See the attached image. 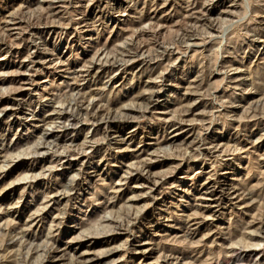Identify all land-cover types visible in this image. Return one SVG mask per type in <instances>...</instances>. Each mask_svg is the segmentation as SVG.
Wrapping results in <instances>:
<instances>
[{"label":"clouds","instance_id":"obj_1","mask_svg":"<svg viewBox=\"0 0 264 264\" xmlns=\"http://www.w3.org/2000/svg\"><path fill=\"white\" fill-rule=\"evenodd\" d=\"M6 3L0 264H264V0Z\"/></svg>","mask_w":264,"mask_h":264},{"label":"rangeland","instance_id":"obj_2","mask_svg":"<svg viewBox=\"0 0 264 264\" xmlns=\"http://www.w3.org/2000/svg\"><path fill=\"white\" fill-rule=\"evenodd\" d=\"M17 0H7V3L5 5V8H11V6L16 3ZM0 14H6V12H3V11H0ZM8 62L7 61H0V65H4V64H7ZM13 79H25V77H16V76H8L7 77V81H11ZM26 93H17V95H25ZM11 101L8 100L7 97H5L3 100H0V104H6V103H10ZM11 115V112H6L4 114V118H6L7 116ZM3 118H0V120H2ZM37 159L39 160H45L47 159V157H38ZM24 163H27V161L25 160H19L17 161V165L19 164H24ZM71 163H75V161H72ZM17 165H13V169L17 167ZM13 169H9V173H11L13 171ZM5 176L7 177L8 174L6 173ZM16 187H19V185H17ZM15 189H9V192L8 193H5L4 194V197H8L9 196V193L13 192ZM4 197H0V200H2V198L4 199ZM114 256L116 255H119V253H114L113 254Z\"/></svg>","mask_w":264,"mask_h":264},{"label":"bare ground","instance_id":"obj_3","mask_svg":"<svg viewBox=\"0 0 264 264\" xmlns=\"http://www.w3.org/2000/svg\"><path fill=\"white\" fill-rule=\"evenodd\" d=\"M3 199V198H2Z\"/></svg>","mask_w":264,"mask_h":264}]
</instances>
